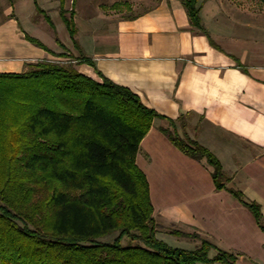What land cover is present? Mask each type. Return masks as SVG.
<instances>
[{
	"label": "trees",
	"instance_id": "trees-1",
	"mask_svg": "<svg viewBox=\"0 0 264 264\" xmlns=\"http://www.w3.org/2000/svg\"><path fill=\"white\" fill-rule=\"evenodd\" d=\"M181 1L188 22L207 35L197 0ZM58 9L75 43L76 27L63 0ZM24 38L48 50L27 33ZM74 58L93 65L90 58ZM95 71L100 81L53 62L0 71V264H237L236 254L205 238L189 249L157 236L148 182L135 154L154 117L173 126L175 120ZM162 131L187 156L204 158L214 186L247 207L264 232L260 205L226 185L229 178L209 149L176 131ZM124 237L128 243H122Z\"/></svg>",
	"mask_w": 264,
	"mask_h": 264
},
{
	"label": "crops",
	"instance_id": "crops-1",
	"mask_svg": "<svg viewBox=\"0 0 264 264\" xmlns=\"http://www.w3.org/2000/svg\"><path fill=\"white\" fill-rule=\"evenodd\" d=\"M35 1L52 24L42 14L43 26L55 34L45 46L60 47L57 38L73 57L92 61L74 64L79 72L100 80L97 69L162 116L182 121L189 136L219 159L229 178L226 185L258 203L264 217V2L197 0L207 35L188 22L181 0H158L114 18L86 12L81 27L74 13V43L59 0ZM64 8L70 12V0H64ZM57 27L67 33L65 40L57 36ZM25 48L26 57H45L41 47L26 42ZM14 63L4 57L0 70H12ZM164 121L152 119L135 154L148 182L156 234L164 225L190 229L237 257L264 261V232L249 209L214 186L204 158L178 150L162 131Z\"/></svg>",
	"mask_w": 264,
	"mask_h": 264
},
{
	"label": "rangeland",
	"instance_id": "rangeland-1",
	"mask_svg": "<svg viewBox=\"0 0 264 264\" xmlns=\"http://www.w3.org/2000/svg\"><path fill=\"white\" fill-rule=\"evenodd\" d=\"M157 1L158 0H70V16L73 19V14L76 13V23L78 27H81V21L82 18L85 16L86 12L88 14L94 15L95 17L101 18H103L104 16L105 18L129 16L150 7ZM33 5L34 11L32 10ZM35 9L36 8L34 0H0V59L4 57H11L13 58V62H15L14 64L16 65L12 67V70L1 69L0 71L19 72L29 70L34 68L37 62H53L61 65L71 66H74V64L76 65L75 58L72 54L67 52L65 46L62 44H58L60 47H57L56 49H51L48 47V50L44 49L46 51L44 54V58H29L24 55V53L26 52V42H28L30 46L38 48V46L34 45L33 43L29 42L24 38V30L27 32L28 35L38 39L43 44L47 43V45H49L54 40V31L47 29L43 26V24H45V21L42 19V14L44 15L45 11L42 8L41 9L44 13ZM65 11L66 15L69 16L68 10L65 9ZM71 11L73 13H71ZM53 19L55 20V16L53 17ZM74 25H76L75 22ZM20 27L24 29L23 32ZM9 32L11 33V35ZM57 36L62 40H65L67 38V33H64L61 29H59V27H57ZM164 122L165 128L171 131H176L178 133V136H181L182 138H191L189 136L190 133H188V130L182 125V121H180L181 123L174 122V126L170 124L167 120ZM171 229L175 230L176 228L173 226H161L159 229V234L157 236L172 246H178L189 249L195 247L200 243L198 234H196L193 230H179L191 235H174L171 233L165 234ZM115 235L116 232L103 238V240L109 241ZM128 242V238L124 237L122 239V243L125 244ZM214 252L215 251L211 250L210 254H213ZM257 261L258 262H255L254 260L248 257H237L236 263L264 264V261L260 257L257 258Z\"/></svg>",
	"mask_w": 264,
	"mask_h": 264
}]
</instances>
